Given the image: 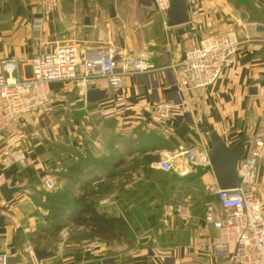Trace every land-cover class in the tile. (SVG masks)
I'll list each match as a JSON object with an SVG mask.
<instances>
[{"label": "crops", "instance_id": "crops-1", "mask_svg": "<svg viewBox=\"0 0 264 264\" xmlns=\"http://www.w3.org/2000/svg\"><path fill=\"white\" fill-rule=\"evenodd\" d=\"M93 1L61 0L55 12L43 15V39L36 42L30 23L41 15L47 0H0V73L3 62L15 60L25 76V67L36 55L64 44L76 46L83 59L90 51L111 47L121 56L144 57L156 69L127 78L121 91L102 86L109 98L98 104L80 98L75 82L51 83L49 108L19 120L10 133L0 135V255L21 259L17 264H217L204 254L205 243L215 235L204 221L207 206L217 202L213 171L189 168L187 175H180L156 170L154 165L169 152L190 150L202 142L210 145L204 125L230 148L243 143L246 153L264 109V30H258L264 28V0H186L188 13L198 9L195 23L201 35L236 30L242 42L235 63L213 86L186 91L172 66L197 42L190 24H164L154 0H112L106 6ZM166 101L176 106L171 119L163 121L154 107ZM51 107L62 110L69 125L73 114L85 116L94 109L102 120L97 128L105 131L72 137L65 130L62 142L57 136L51 140L35 136L27 144L22 126L30 118L45 119ZM22 143L29 147L24 150ZM12 151L24 152L26 163L5 165ZM77 156L111 161L91 179L89 190L95 192L92 199L98 212L126 221V238L99 240L90 237L87 228L71 223L65 228L66 238L79 232L80 241L57 243V249L33 247L34 237L39 245L61 237L49 234L47 213L35 202L43 191L42 178L54 177L52 172L60 170L65 176ZM3 187L18 192L4 198ZM103 187H108L106 197L96 201ZM255 190L264 203V162ZM106 199L110 202L103 206ZM182 203L191 206L192 219L165 215L167 205ZM39 234L46 237L40 241ZM85 238L87 246L81 245ZM35 249L51 255L37 260Z\"/></svg>", "mask_w": 264, "mask_h": 264}, {"label": "built area", "instance_id": "built-area-1", "mask_svg": "<svg viewBox=\"0 0 264 264\" xmlns=\"http://www.w3.org/2000/svg\"><path fill=\"white\" fill-rule=\"evenodd\" d=\"M61 0H47L41 15L30 23V33L36 42H42L45 21L44 14L55 12ZM164 24L170 0H154ZM189 24L195 29L192 37L196 45L185 50L184 58L172 66L179 78V85L186 90L207 89L219 80L226 70L233 66L242 44L236 30L220 31L201 35L196 25L198 9H192ZM32 77L20 73L19 63L7 60L2 63L0 73V135L10 132L16 122L45 110L51 101L49 85L54 82H75L79 96L86 101L91 88L104 86L108 91H121L129 77L154 72L155 67L144 57L121 56L111 47L98 48L87 53L83 59L78 48L71 44L58 45L54 50L36 55L30 62ZM175 104L166 101L155 105L158 118L168 121L173 115ZM26 154L12 151L4 161L5 165L26 163ZM187 168L181 166L182 162ZM264 162V109L251 144L237 164L240 185L237 189H213L217 202L207 206L204 221L215 230L207 240L204 254L217 264H264V203L256 194L258 170ZM211 167L210 145L200 143L190 150L178 149L165 154L154 165L156 170L187 175L189 168L207 170ZM42 189L51 193L56 189L53 176L42 178ZM25 195L32 196L30 191ZM110 199L102 202L105 206ZM167 217L179 215L192 219L189 204H172L165 208ZM64 229L61 236L67 237ZM32 255L33 251L30 250ZM6 257L0 255V264Z\"/></svg>", "mask_w": 264, "mask_h": 264}, {"label": "trees", "instance_id": "trees-1", "mask_svg": "<svg viewBox=\"0 0 264 264\" xmlns=\"http://www.w3.org/2000/svg\"><path fill=\"white\" fill-rule=\"evenodd\" d=\"M77 159L67 168L64 176L70 186L68 190L55 189L51 193L42 191L35 200L47 213L46 218L50 223L49 234L57 238L69 224L73 223L87 228L92 238L125 239L129 231L126 221L122 217L117 218L98 212L92 199L95 192L89 190L91 179L106 170L111 161L93 157L85 161L80 156H77Z\"/></svg>", "mask_w": 264, "mask_h": 264}, {"label": "water", "instance_id": "water-1", "mask_svg": "<svg viewBox=\"0 0 264 264\" xmlns=\"http://www.w3.org/2000/svg\"><path fill=\"white\" fill-rule=\"evenodd\" d=\"M109 12L111 17L115 16L113 6H109ZM189 24V14L186 0H170V7L167 11V25L169 27H181ZM259 31H263L264 28H258ZM32 58H30L31 60ZM25 77H32V67L28 65L24 69ZM109 98L107 90L91 88L86 96V102L90 104H98ZM208 134L210 141V159L211 167L207 170H212L219 189L221 190H233L237 189L240 185V178L237 174V164L241 160L244 154V144L239 143L233 148L228 147L222 138L212 129L205 127L202 131ZM18 192L17 188L3 187L1 194L4 198H9L14 193ZM34 255L37 260H42L50 253L46 251L34 250ZM22 263L21 259L6 258L5 264H17Z\"/></svg>", "mask_w": 264, "mask_h": 264}, {"label": "rangeland", "instance_id": "rangeland-1", "mask_svg": "<svg viewBox=\"0 0 264 264\" xmlns=\"http://www.w3.org/2000/svg\"><path fill=\"white\" fill-rule=\"evenodd\" d=\"M85 1L88 2L89 0H85ZM110 1H112V0H94L93 3L94 4L98 3L101 6H106L108 4V2H110ZM49 106H50V104H49ZM49 106L44 111H46L49 108ZM92 109H89V110H92ZM69 120H70V122H72V125H69V122L65 119V114L62 110H58L57 108L54 109L53 107H51V111H49L48 113L45 114V119H43L42 117L41 118H30L28 120L29 121L28 123L26 121V123H24V125L22 126V133H23L22 135H24L25 138L30 139V140L29 139L25 140L26 143L28 144V141H31V137H35V136H37L36 138L45 139V140L46 139L51 140V139L55 138V136H57L56 138L61 139V142H62L64 140V136L66 134L65 130L72 137H73V133H76V135L78 137L79 135L87 134L89 132H99V131L104 132L105 131L103 129L97 128V125L99 127V124L101 123L102 120H101L100 114L96 113L94 111V109L92 111H90L89 113H87V115H85V116H81L79 113H75L71 117H69ZM53 122H55V125H53ZM52 127L54 128V130L52 129ZM71 128L74 131H71ZM10 132H7V133H10ZM26 143H24V144L22 143L23 148L25 147L24 150L29 147V146L28 147L26 146ZM8 153L6 155H8ZM57 153L58 154L60 153L59 149L57 150ZM45 168H46V166H45ZM52 175H54L56 183H57L56 190H59V189L68 190L69 189L68 183L64 180V171L63 170H60L57 173L52 172ZM104 184H107V183H104ZM107 189H108V187L101 188L99 195L96 196L95 200L98 201L100 199L105 198ZM37 196H39L38 193H37ZM72 229H71V232H72ZM73 234L71 233V236L69 238L61 236L58 240H53V239L49 238L50 240L42 241L41 245L38 244V236H37V237L32 238L31 243H33L32 244L33 247H34V245H37L38 247H50V248L53 247L54 249H57L56 246L58 244L63 245V244L69 243L72 240H75V242L80 241L79 237H81V236H79V235H81V233L78 232V235L77 234L73 235ZM140 234H141V232H140ZM39 236H40V239H39L40 241L43 240V239H41V237H46L45 234H39ZM85 237H87V236H85ZM85 239H87V240L81 242V245H83V246H87L90 244L87 242V241H89V239L88 238H85Z\"/></svg>", "mask_w": 264, "mask_h": 264}]
</instances>
